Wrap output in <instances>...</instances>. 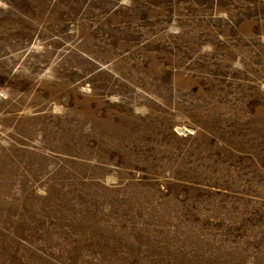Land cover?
<instances>
[{"label":"rangeland","instance_id":"obj_1","mask_svg":"<svg viewBox=\"0 0 264 264\" xmlns=\"http://www.w3.org/2000/svg\"><path fill=\"white\" fill-rule=\"evenodd\" d=\"M0 264H264V0H0Z\"/></svg>","mask_w":264,"mask_h":264}]
</instances>
